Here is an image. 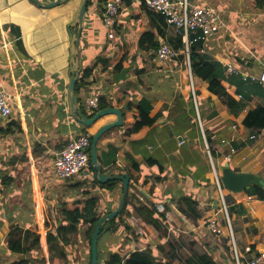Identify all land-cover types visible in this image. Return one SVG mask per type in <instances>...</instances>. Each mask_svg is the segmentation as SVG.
<instances>
[{
  "label": "crops",
  "instance_id": "1",
  "mask_svg": "<svg viewBox=\"0 0 264 264\" xmlns=\"http://www.w3.org/2000/svg\"><path fill=\"white\" fill-rule=\"evenodd\" d=\"M79 2L68 0L52 8H40L29 0H0V85L9 95L12 109V116L0 125V176L11 177L8 188L3 189L7 196L4 199L0 196V245L4 246L10 227L19 224L40 235L44 257L48 256L46 230L59 222L57 211L63 203L96 196L100 211L105 214L116 206L122 189L120 181L111 190L94 185L90 172L84 178L87 184L79 182L84 179L59 181L53 174L55 153L81 131L76 130L79 125L69 114L66 94L67 26L75 17ZM188 2L215 8L224 24L222 31L201 43L198 51L206 60H217L223 70L225 63H232L248 73L260 72L264 64V0ZM101 9L102 5L94 1L85 17L81 58L83 68L91 72L79 85L76 96L82 106L88 97H104L109 106L122 111V125L99 139V153H105L110 145L114 152L111 158H115L114 163L101 164V167L105 175L127 173L135 180L127 195L128 214L119 217L106 230L107 247L111 244L108 250L125 256L127 248L135 245L131 250L143 249L149 244L159 258L171 256L180 264L198 262L203 254L212 256L216 264H236L212 174L209 170L203 173L195 165L193 150L207 162L200 140L189 143L183 158L178 155L175 128L183 117L190 116L187 98L191 94L185 88L187 79L179 69L181 61L174 58L159 62L152 55L154 51L138 46L139 36L145 31L154 33L156 40L163 37L156 34L158 17L138 0L123 1L115 36L108 39L100 20ZM166 32L174 35L168 26ZM18 36L21 47L15 44ZM101 56H106L107 61ZM120 64L123 68L129 65L132 68L127 78L116 84L112 74ZM220 81L231 97L237 94L236 86L228 82L225 74ZM193 82L194 91L199 92L196 112L204 116L213 109L218 112L217 118L208 122L218 125L214 141L218 152L216 163H223L224 152L234 147L235 151L228 154L230 167L261 175L264 180V129L243 125L248 110L264 106V96L253 95L243 109L231 111L207 90L204 81L195 77ZM142 98L149 101V117L155 118L154 126L136 135L127 134L126 129L138 115L137 102ZM182 98L185 103L180 108L178 102ZM114 119V114H106L85 130L93 133ZM221 139L229 143L221 144ZM147 158L158 160L162 169L147 164ZM135 162L137 170L133 169ZM186 195L198 200V217L181 212L185 209L181 197ZM224 197L240 264H247L252 255L244 251L247 245L253 252L264 251V199L245 191H227ZM139 202L154 209L157 217L164 215L166 231L162 238L153 226L138 223L133 207ZM209 217L225 229L222 237L212 234L206 226ZM45 223L49 224L48 228ZM85 245L86 242L84 254L88 252ZM159 247L163 250H158ZM181 248L185 250L183 258L179 254Z\"/></svg>",
  "mask_w": 264,
  "mask_h": 264
},
{
  "label": "trees",
  "instance_id": "2",
  "mask_svg": "<svg viewBox=\"0 0 264 264\" xmlns=\"http://www.w3.org/2000/svg\"><path fill=\"white\" fill-rule=\"evenodd\" d=\"M94 1L98 6L102 5L103 7L104 0H89L88 11L89 7ZM123 1H125L126 3H130L132 0ZM138 1L143 4V0ZM101 11L102 9L99 11V15L103 27ZM150 13L157 16L159 19V22L155 25L156 34H159L166 38L171 47L179 52V55L176 58L183 60L186 63V45L183 33H174V35L169 36L166 32L167 25L162 17L152 11H150ZM194 38L195 35H189L190 43L188 44V60L192 76L204 81L207 84V90L220 98V100H222V102L227 105L228 109H230L231 111L235 109L239 111L245 107L247 101L250 100L251 96H264V88L258 82H249L247 80H243L238 76H228V82L235 85L236 93L241 95V98H238L237 95L235 97H231L220 81V78H224V70L221 63L217 60H206L198 51L202 41L196 38L194 40ZM15 44H18V46L20 47L22 46L19 36L17 37ZM138 46L140 49L145 51H154L152 55H155V48L157 46L156 35L151 31L143 32L139 36ZM100 58L105 62L108 59L106 56H101ZM122 68L123 67L120 64L116 66L115 70L119 71ZM90 72L91 71L89 69L83 68L82 65L80 77L76 82V92L79 85L83 82L85 76ZM185 88L190 89V84L187 83L185 85ZM198 95L199 92L197 90L194 91V97L192 93L189 95V97L187 98V105L190 109V116H187L186 118L183 117L181 123H178L179 125L177 126V128H175L177 137L182 136L181 141L177 140L178 155L180 159L183 158V156L185 155L184 149L189 146L190 142L197 139L200 140L201 146L203 147L202 149L204 151L205 139L209 146L212 159L216 160L218 152L216 147L214 146V141L216 132L218 131V125L217 123L208 124V122L209 120L217 118L218 112L213 109L206 116L202 115L200 112L197 113L196 105H198L199 107V100L197 99ZM98 100L97 110L103 109L110 105L104 97H99ZM184 103L185 100L183 98L180 99V101L178 102V107L182 108V105ZM80 105L83 113L88 117H91L96 111H88L82 106L81 103ZM150 108L151 106L147 99L142 98L137 102L138 115L131 126L126 129L127 134L136 135L144 129L154 126L155 118L149 117ZM12 121L14 123L16 122L15 120ZM77 124L79 125V128L76 129L77 131H83L85 130V128H87L79 123ZM243 125L250 129H264V106L257 105L253 109L248 110L246 116L243 119ZM91 138L92 136L90 135V145ZM98 142L96 148L100 164L109 165L110 163H114L115 158H111L112 155L114 157V152L111 146L109 145L107 151L102 154L98 151L100 150ZM190 151L192 150L189 148V152ZM193 153L195 165L199 168V170L203 173L208 170L210 171L209 163H204L200 159V153L198 155L196 150H193ZM146 163L149 165H157L159 170L162 169V164H160L159 161L155 158H147ZM133 169H138V164L136 162L133 164ZM89 172L92 177V183L94 185H98L99 187L111 190L117 183H119L118 180L99 183L94 178L92 167L90 164V150ZM130 179H132L131 175ZM9 180H11V177H5L0 181V184H7L6 188H8ZM133 181L135 180L132 179V181L129 183V188L133 186ZM245 192L249 194H256L260 198L264 199V186L260 185L259 183L250 185L247 189H245ZM129 193L130 191L128 190L127 195ZM0 196H2L4 199L5 191H3V189L0 190ZM22 196L23 198H25V191L22 192ZM128 202V196H126L125 205L122 212L118 214L114 219L108 221L100 230L97 243L98 264H178L177 262L173 261V258L171 256L168 257L164 255L159 258L155 250L152 249L149 244H147V246L143 249L128 250V254L125 256H120L118 253L110 251L108 254V258L101 257V243L104 239L103 236L112 223H114L122 215L128 214ZM181 202L185 207V209H181V212L183 214H186L187 216L198 217L197 206L199 202L196 198H193L192 195H186L181 197ZM109 211L110 209L107 210L106 213H108ZM133 211L138 216L139 224L153 226L159 233L160 238L163 237L166 231L164 215L157 217L154 209L141 202L137 203V205L133 207ZM102 215L103 214L101 213L99 208L98 198L96 196L80 198L73 202L63 203L61 209L57 211V219L59 220V222L52 225L50 228H48L49 224L45 223V226L48 228L45 233V242L48 248L47 257L42 256L40 235L36 232H32L30 229L21 227V225L19 224L12 225V227H10L4 239L5 248L0 245V252H7V254H9V259L6 261V264H71L73 261V256L76 257V255H74L73 251L71 250V248L73 247L71 238L73 235L79 233L81 235V245L78 246V259L81 262L80 264H83V261L86 262V264H91V235L96 223ZM125 228H129V226L125 224ZM101 236L103 239L101 238ZM83 241L86 242L88 251L85 254L82 251L84 246ZM158 250L162 251L163 247H159ZM189 264H216V261L209 254H203L198 257V262L193 260L190 261Z\"/></svg>",
  "mask_w": 264,
  "mask_h": 264
},
{
  "label": "built area",
  "instance_id": "3",
  "mask_svg": "<svg viewBox=\"0 0 264 264\" xmlns=\"http://www.w3.org/2000/svg\"><path fill=\"white\" fill-rule=\"evenodd\" d=\"M145 7L162 17L166 25L170 27L174 33H183L186 45V62L188 65V74L192 87V95L194 97V88L192 83V73L188 60V44L190 43L189 35H195L196 39L202 42L222 31L224 24L220 18L219 12L210 6L197 3H189L188 0H143ZM123 5V0H104L101 19L103 27L108 39L115 36V28L119 10ZM194 38V40H195ZM155 55L159 62H166L174 59L179 55V52L171 47L168 40L159 37L155 48ZM224 74L228 76H239L243 80L249 82H258L264 88V64L259 73L252 74L239 70L232 63H225ZM241 98L240 94H236ZM235 95V96H236ZM234 96V97H235ZM98 97H88L83 102V107L89 111L98 109ZM12 109L10 106L9 95L0 85V125L6 121L11 115ZM90 135L88 130L79 131L70 137L65 146L55 153L53 159V174L55 179L59 181L82 180L89 173V150H90ZM253 138V136H251ZM221 144L229 143L227 139H221ZM204 150L210 165L212 174V182L217 192V202L219 208L225 214V225L230 233V249L236 259V264H240L239 252L236 249L234 239L231 233V225L227 213V205L224 197L223 185L220 179V171L216 168L210 154L209 146L204 139ZM235 151L234 147L229 148V152H224V160L228 159V154ZM206 226L212 234L217 237H222L225 229L219 225L218 221L209 217ZM246 253L252 254L247 259V264H264V251L258 250L253 252L251 246L247 245L244 248Z\"/></svg>",
  "mask_w": 264,
  "mask_h": 264
},
{
  "label": "water",
  "instance_id": "4",
  "mask_svg": "<svg viewBox=\"0 0 264 264\" xmlns=\"http://www.w3.org/2000/svg\"><path fill=\"white\" fill-rule=\"evenodd\" d=\"M35 6L40 8H52L61 5L68 0H29ZM89 0H80L78 9L76 11L74 19L67 26V33L69 39V80L67 85V103L69 114L77 123L85 127H91L100 117L106 114H114L116 119L104 123L95 132L91 133V145H90V164L93 171L94 178L99 183H106L108 181L118 180L122 183V190L118 199V202L114 208L108 213L103 214L95 225L93 233L91 235V264H98L97 259V243L101 228L110 220L114 219L120 214L125 205L126 196L129 190L130 177L127 173L124 174H110L105 175L102 172V167L97 153V142L100 137L107 131L119 127L123 123L122 111L117 107L108 106L103 109L96 110L91 117L85 115L82 111L81 105L76 96V82L80 77L82 70V58H81V34L85 24V17L88 11ZM132 68V65L124 67L119 71L112 74V81L119 83L128 76V71ZM177 139L181 141L182 137L178 136ZM220 179L221 183L228 191L238 193L245 191L250 185L259 183L264 185V180L261 175L247 172V171H235L233 170L229 162L226 160L220 167Z\"/></svg>",
  "mask_w": 264,
  "mask_h": 264
},
{
  "label": "rangeland",
  "instance_id": "5",
  "mask_svg": "<svg viewBox=\"0 0 264 264\" xmlns=\"http://www.w3.org/2000/svg\"><path fill=\"white\" fill-rule=\"evenodd\" d=\"M76 1V3H77V1H79V0H75ZM180 60V59H179ZM181 61V65H180V67H179V69L180 70H182L183 71V77H185L186 79H187V83H189L190 84V91H191V93H192V87H191V82H190V79H189V74H188V65L183 61V60H180ZM194 78L195 77H193L192 76V80H194ZM192 83H194L193 81H192ZM193 88H194V84H193ZM89 111V110H88ZM199 113V112H198ZM12 116V115H11ZM83 128V127H82ZM206 161H207V163H208V158L206 157ZM215 161V162H214ZM213 162H214V164H215V166H216V168L217 169H219L220 170V167H221V165L223 164V163H216V160H213ZM5 177H1L0 176V179L2 180V179H4ZM79 182H82L83 184H87V181L84 179V180H82V181H79ZM9 184V183H8ZM7 185V184H6ZM6 185H3V184H0V190H2V189H4L5 187H6ZM223 191H224V193H226L228 190L226 189V188H224L223 187ZM5 196H7V195H5ZM54 225V224H53ZM46 228V227H45ZM108 230V229H107ZM80 232V231H79ZM44 233V232H43ZM107 232L105 233V235L103 236V238H102V236H101V238L103 239V242L101 243V257H104V258H108V254H109V252H110V250H108V247H110L111 246V244H110V242L108 243V247H107V239L105 238L107 235ZM101 239V240H102ZM81 235L79 234V233H77V234H75V235H73L72 236V238H71V242H72V245H73V247L71 248V250L73 251V254L74 255H76V257L75 256H73V261H72V263H74V264H80L81 262L79 261V259H78V246H80L81 245ZM84 242V241H83ZM113 242H114V240H113ZM190 242V241H189ZM4 246H3V248H5V242H4V244H3ZM85 247H87L86 245H85ZM136 246L135 245H133L132 246V248H135ZM106 248H107V251H106ZM132 248H127V251L128 250H131ZM84 249V248H83ZM87 250H85V252H86ZM184 252H185V250L184 249H179V254L182 256V258H183V255H184ZM9 259V254H7V252H0V263H5L7 260ZM84 264H86V262H84ZM178 264H180L179 262H178Z\"/></svg>",
  "mask_w": 264,
  "mask_h": 264
},
{
  "label": "clouds",
  "instance_id": "6",
  "mask_svg": "<svg viewBox=\"0 0 264 264\" xmlns=\"http://www.w3.org/2000/svg\"><path fill=\"white\" fill-rule=\"evenodd\" d=\"M187 63V62H186ZM197 109V108H196ZM226 161V160H225ZM220 171V170H219ZM224 187V186H223Z\"/></svg>",
  "mask_w": 264,
  "mask_h": 264
}]
</instances>
